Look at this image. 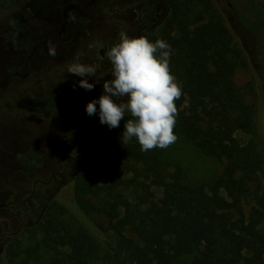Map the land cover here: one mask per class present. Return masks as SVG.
I'll use <instances>...</instances> for the list:
<instances>
[{
    "label": "trees",
    "instance_id": "obj_1",
    "mask_svg": "<svg viewBox=\"0 0 264 264\" xmlns=\"http://www.w3.org/2000/svg\"><path fill=\"white\" fill-rule=\"evenodd\" d=\"M169 4L151 42L171 46L170 71L182 86L174 134L220 162L221 172L189 182L181 166L170 167L168 148L125 144L121 127L94 148L72 199L54 200L38 224V247L53 254L51 264H264V155L236 138L255 130L257 106L252 86L234 80L246 67V45L228 25L233 20L257 47L251 61L264 90V7L227 0L225 13L215 0ZM99 175L107 178L104 202Z\"/></svg>",
    "mask_w": 264,
    "mask_h": 264
},
{
    "label": "flooded vegetation",
    "instance_id": "obj_2",
    "mask_svg": "<svg viewBox=\"0 0 264 264\" xmlns=\"http://www.w3.org/2000/svg\"><path fill=\"white\" fill-rule=\"evenodd\" d=\"M169 2L0 0V261L38 226L56 192L72 195L110 130L99 121V105L86 113L113 78L106 52L121 32L152 41ZM75 62L96 67L95 77L83 78L93 90L68 73Z\"/></svg>",
    "mask_w": 264,
    "mask_h": 264
},
{
    "label": "clouds",
    "instance_id": "obj_3",
    "mask_svg": "<svg viewBox=\"0 0 264 264\" xmlns=\"http://www.w3.org/2000/svg\"><path fill=\"white\" fill-rule=\"evenodd\" d=\"M49 54L55 55L54 46ZM171 55V46L162 39L151 42L145 36L130 38L121 32L119 42L106 52L113 78L103 83L104 94L86 105L87 115L96 114L99 105L100 123L114 129L128 114L131 118L124 125L121 142L135 138L144 152L168 148L177 140L175 102L183 95L170 71ZM68 73L82 78L80 88L93 90L94 84L83 78L95 77V66L75 62Z\"/></svg>",
    "mask_w": 264,
    "mask_h": 264
},
{
    "label": "rangeland",
    "instance_id": "obj_4",
    "mask_svg": "<svg viewBox=\"0 0 264 264\" xmlns=\"http://www.w3.org/2000/svg\"><path fill=\"white\" fill-rule=\"evenodd\" d=\"M259 2L264 7V0H259ZM215 3L221 8V10L228 13V6L223 0H215ZM228 19L230 21L231 18ZM228 25L236 44L240 47V44L242 43L246 45V49L242 48L245 52V55L242 57L244 61H246V67L240 66L239 70L236 72L234 80L239 87H244L246 85L252 86V98L257 106L254 120L255 130L251 134H243L239 132L236 134V138L241 144H246L249 141L255 142L264 155V90L251 61L256 53L257 47L248 35L242 32L234 21L231 20V23ZM130 118V115L126 114L125 119L121 120L119 127L110 129L104 137L108 136L110 133L119 131ZM168 154L169 157H167L170 167H174V165L181 166L185 170V173L190 180L189 182H209L215 178L222 169L220 162H217L212 158H207L196 152L181 138H177L176 142L168 147ZM96 179L98 186L101 189L98 191L99 199H102L104 202L107 199V191L104 190L107 184V178L104 175H99ZM152 192L155 194L156 199L160 197L161 191L159 189L152 188ZM126 194L130 200L133 199V195L130 196V192H127ZM56 197L55 200L59 199L61 201L72 199L70 190L66 188L56 192ZM99 199L94 200V202H97ZM96 219L108 225L107 222H104L107 221L105 217L100 216L96 217ZM40 239L41 234L38 226L24 232L17 243L13 245L14 248L10 250L11 255L9 253L4 261H0V264H51L53 261V254L38 247Z\"/></svg>",
    "mask_w": 264,
    "mask_h": 264
}]
</instances>
